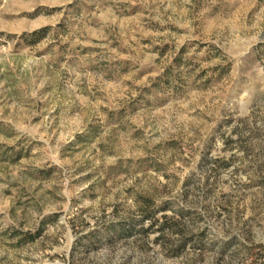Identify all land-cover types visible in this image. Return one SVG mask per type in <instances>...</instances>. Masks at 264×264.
<instances>
[{"label":"rangeland","instance_id":"374dc122","mask_svg":"<svg viewBox=\"0 0 264 264\" xmlns=\"http://www.w3.org/2000/svg\"><path fill=\"white\" fill-rule=\"evenodd\" d=\"M0 264H264V0H0Z\"/></svg>","mask_w":264,"mask_h":264},{"label":"trees","instance_id":"16d2710c","mask_svg":"<svg viewBox=\"0 0 264 264\" xmlns=\"http://www.w3.org/2000/svg\"><path fill=\"white\" fill-rule=\"evenodd\" d=\"M200 241V240H199ZM186 242L182 244V246H185ZM198 245V244H197Z\"/></svg>","mask_w":264,"mask_h":264}]
</instances>
